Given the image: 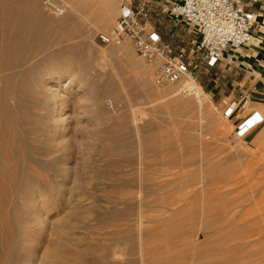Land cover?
I'll return each instance as SVG.
<instances>
[{"label": "rangeland", "instance_id": "rangeland-1", "mask_svg": "<svg viewBox=\"0 0 264 264\" xmlns=\"http://www.w3.org/2000/svg\"><path fill=\"white\" fill-rule=\"evenodd\" d=\"M61 1L63 15L42 0L19 5L22 12L38 10L63 33L46 51L75 67L74 76L60 72L50 80L69 78L74 92L60 116L56 111L60 122H39L57 129L58 173L43 170L30 198L0 203V264H264V131L251 143V135L233 136L244 115L264 107V95L230 119L221 115L256 77L261 86L259 73L232 65L241 77L234 82L224 63L196 79L200 104L183 91L178 97L189 98L187 105H172L163 95L180 82L157 85L154 66L131 42L123 48L96 40L115 26L128 0ZM109 8L113 23L102 26L96 16ZM150 9L166 40L190 54L193 34L175 27L161 4L151 2ZM70 45L77 49L67 53Z\"/></svg>", "mask_w": 264, "mask_h": 264}, {"label": "bare ground", "instance_id": "bare-ground-1", "mask_svg": "<svg viewBox=\"0 0 264 264\" xmlns=\"http://www.w3.org/2000/svg\"><path fill=\"white\" fill-rule=\"evenodd\" d=\"M21 1L23 0H0L1 204H4L8 200H15L16 198H30L31 186L34 187V185L43 183L41 180L43 177L40 178L42 173H44L43 170H51L53 173L58 171L57 164L60 161L58 162L54 155L57 151L55 145V139L57 138H54L53 134L56 127H53L55 125L50 126L48 124L44 126L39 124V122H49L52 119L54 122H60L58 118L62 105L69 102L72 96L71 93L74 92V89L70 86L72 83L71 79L69 80L68 78V80L62 82L57 76L53 80H50L54 73L60 72L70 73V77L74 76L75 67L73 70L68 66L60 65L56 60V55L50 51V53L47 52V46L58 39V37L61 38L63 33H60L59 30L56 31L48 21L43 20L38 10H34L33 12H26V10L22 12L20 9L22 7H19ZM114 2L116 0L112 1L111 5ZM112 7L115 8L114 6ZM113 8L102 11L98 15L96 14L97 22L102 26H111L115 17ZM257 17L254 13L255 20ZM253 41H258V37L256 36ZM120 45L124 46L123 48L126 47L125 42ZM74 49H77L76 45H70L66 51L68 53ZM126 50L129 51L128 48ZM51 81L56 84H51ZM177 82L181 83V87L178 86L163 95L164 97H172L170 104L181 106L186 104L188 100L190 101L189 98L186 101V99H183L184 97H178L183 91L191 94L192 98L196 100L195 102H201L202 98L200 94L202 87L196 81V78L190 76V79H186L184 77ZM69 86L70 90L65 91L63 94L60 92V87ZM49 93V96L53 98L52 104L56 103L54 106L55 113L50 115V112L48 113L45 110L47 113L45 115L44 109L48 108L50 111L54 109L50 101L46 100ZM249 101L250 103H255L257 100L250 98ZM257 108L258 110H262L264 107L258 106ZM56 111H58L59 116H57ZM69 116L70 114L68 113L64 118ZM206 125L208 126V124ZM256 126L251 128L246 134L248 136L251 135V138L248 140L249 143L257 142L263 133L262 131H264V126L257 131L254 130ZM218 127L216 128L218 129ZM152 139L153 141L157 140L154 137Z\"/></svg>", "mask_w": 264, "mask_h": 264}, {"label": "built area", "instance_id": "built-area-1", "mask_svg": "<svg viewBox=\"0 0 264 264\" xmlns=\"http://www.w3.org/2000/svg\"><path fill=\"white\" fill-rule=\"evenodd\" d=\"M258 0H128L121 4L115 26L100 31L96 40L103 45L131 42L136 53L154 66L157 85L172 84L184 77L198 80L200 73L235 64V51L251 43L256 37L252 6ZM56 15H63L66 7L61 0H42ZM162 6V11L174 22L183 24L193 34L192 47L177 48L151 23L150 3ZM173 26V29H175ZM184 41V39H182ZM193 56L191 57V54ZM194 59V62L192 61ZM257 83L245 89L240 97H230L221 109L224 118H232L246 110L249 99L259 93ZM264 121V114L253 109L235 125L233 136L244 137L251 128Z\"/></svg>", "mask_w": 264, "mask_h": 264}, {"label": "crops", "instance_id": "crops-1", "mask_svg": "<svg viewBox=\"0 0 264 264\" xmlns=\"http://www.w3.org/2000/svg\"><path fill=\"white\" fill-rule=\"evenodd\" d=\"M253 8L259 10V12H255V14L258 16L256 21L261 25V28L256 29L255 32L256 36L258 37V41H252L249 45H247V47L244 46L236 50V60L233 66L241 68L251 74H254V71L258 72L260 75L259 80L261 82V86H259V94L264 95V0H258L256 3H254ZM239 50L242 51L239 52ZM233 66L225 65V68L222 70L223 72H227L230 80H233L234 82H240L241 77L238 75L236 70H233ZM223 72L220 75L224 76L225 74ZM244 77H246V75ZM257 78L258 77H256V79L251 84L255 82L257 83ZM214 82H216V80H214ZM258 96L259 95H257V97ZM257 97L252 96L251 98L258 100Z\"/></svg>", "mask_w": 264, "mask_h": 264}]
</instances>
